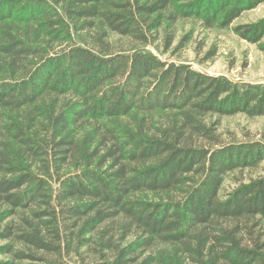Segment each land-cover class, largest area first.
Instances as JSON below:
<instances>
[{
  "label": "trees",
  "instance_id": "16d2710c",
  "mask_svg": "<svg viewBox=\"0 0 264 264\" xmlns=\"http://www.w3.org/2000/svg\"><path fill=\"white\" fill-rule=\"evenodd\" d=\"M207 1L0 0V264H264V174L220 194L264 141L208 119L264 116V84L147 48L264 3ZM233 31L264 51V17Z\"/></svg>",
  "mask_w": 264,
  "mask_h": 264
},
{
  "label": "rangeland",
  "instance_id": "374dc122",
  "mask_svg": "<svg viewBox=\"0 0 264 264\" xmlns=\"http://www.w3.org/2000/svg\"><path fill=\"white\" fill-rule=\"evenodd\" d=\"M191 0H174L179 5ZM207 1L205 11L210 7ZM206 4V5H207ZM174 7L169 11H174ZM264 17V3L256 8L246 10L229 26H206L205 20L194 15L180 17L173 26L174 39L171 46L166 45L168 22L157 30L158 40L147 48L160 58L169 61L191 64L196 70L211 75H225L235 81L264 84V51L257 44L251 43L233 31V27L255 22ZM112 41L117 49H128L132 42L127 37L112 35ZM264 41V37H263ZM209 120L217 121L218 130L226 141H264V116L250 117L244 113L231 116L209 115ZM264 174V162L256 169L237 170L226 175L221 189L225 197L232 189L251 179ZM11 220L2 222L6 225ZM264 228V217L262 218ZM8 241L0 240V246ZM10 258L9 254L0 251V259ZM82 264V259L74 257L73 262Z\"/></svg>",
  "mask_w": 264,
  "mask_h": 264
}]
</instances>
